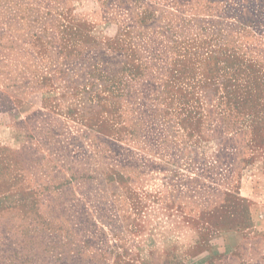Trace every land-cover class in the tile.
Instances as JSON below:
<instances>
[{
  "label": "rangeland",
  "instance_id": "obj_1",
  "mask_svg": "<svg viewBox=\"0 0 264 264\" xmlns=\"http://www.w3.org/2000/svg\"><path fill=\"white\" fill-rule=\"evenodd\" d=\"M0 264H264V0H0Z\"/></svg>",
  "mask_w": 264,
  "mask_h": 264
}]
</instances>
